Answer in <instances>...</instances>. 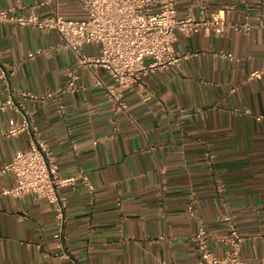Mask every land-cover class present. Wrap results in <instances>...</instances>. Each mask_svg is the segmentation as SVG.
Masks as SVG:
<instances>
[{
  "label": "crops",
  "instance_id": "obj_1",
  "mask_svg": "<svg viewBox=\"0 0 264 264\" xmlns=\"http://www.w3.org/2000/svg\"><path fill=\"white\" fill-rule=\"evenodd\" d=\"M174 1L179 18L226 11L228 23L247 28L224 36L179 33L175 47L185 59L125 91L126 111L111 100L107 88L116 83L107 73L83 67L72 91L45 101L17 96L22 112L0 110V135L27 114L61 176L76 179L74 187L61 189L68 203L65 249L54 238L53 204L33 196L0 198V264H198L193 238L201 225L212 251L228 255L219 241L228 233L227 216L246 239L245 262L260 264L264 0ZM15 6L24 16L86 18L81 0H0V10ZM84 52L94 55L100 47ZM76 63L56 32L0 24V68L10 75L19 64L14 76L0 80V103L10 92L43 96L66 88ZM31 140L29 133L1 138L0 170L29 150ZM14 183L0 171V192Z\"/></svg>",
  "mask_w": 264,
  "mask_h": 264
},
{
  "label": "built area",
  "instance_id": "obj_2",
  "mask_svg": "<svg viewBox=\"0 0 264 264\" xmlns=\"http://www.w3.org/2000/svg\"><path fill=\"white\" fill-rule=\"evenodd\" d=\"M84 20L67 19L61 14L41 17L36 12L28 16L18 13V7L0 10V24L12 23L22 28L39 29L46 32H56L63 43V48L71 51L77 57L76 66L68 71L69 81L66 88L56 93L37 95L27 91L10 92L7 99L0 103V110L9 108L22 112L24 101H45L54 98L59 93H66L75 88L79 79L76 73L78 67L94 70L102 69L116 83L107 88L108 94L117 109L127 110L124 102V92L138 85L144 87V79L151 73L166 71L180 64L185 57L176 51L175 44L178 34L194 35L202 31L214 32L224 36L228 31H239L238 25L226 21V11L208 15L204 9L202 16L179 18L174 0H81ZM231 9V8H230ZM89 45L99 46L100 52L87 55L84 48ZM42 52H38L41 54ZM36 54H29L33 59ZM232 58V55H228ZM19 68L15 64L10 75L0 68V80L14 76ZM97 85L105 87L103 81ZM19 96L23 102H16ZM59 112L65 113V106L60 104ZM20 125L1 133V138H15L22 133L32 137L30 149L21 152L0 170L3 174H12L15 183L12 187L3 189L0 198L13 196L22 198L33 196L54 205L55 209V240L65 249L68 243L66 198L61 195L64 187L76 185L75 178H63L60 168L48 144L42 139L38 130L32 126L30 117L23 114ZM259 121L264 117L259 116ZM211 160L213 157H210ZM83 182L89 184L88 178ZM194 215V207H189ZM228 233L219 241L229 249L225 257H218L211 248L208 231L201 225L194 235L200 259L198 264H247L242 257L245 237L240 232L235 220L226 217ZM264 264V255L260 259Z\"/></svg>",
  "mask_w": 264,
  "mask_h": 264
}]
</instances>
